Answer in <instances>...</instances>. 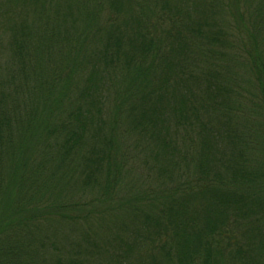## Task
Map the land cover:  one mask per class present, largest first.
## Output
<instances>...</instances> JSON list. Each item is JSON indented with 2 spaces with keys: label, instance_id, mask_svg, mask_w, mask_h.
Segmentation results:
<instances>
[{
  "label": "trees",
  "instance_id": "obj_1",
  "mask_svg": "<svg viewBox=\"0 0 264 264\" xmlns=\"http://www.w3.org/2000/svg\"><path fill=\"white\" fill-rule=\"evenodd\" d=\"M0 264H264V0H0Z\"/></svg>",
  "mask_w": 264,
  "mask_h": 264
},
{
  "label": "rangeland",
  "instance_id": "obj_2",
  "mask_svg": "<svg viewBox=\"0 0 264 264\" xmlns=\"http://www.w3.org/2000/svg\"><path fill=\"white\" fill-rule=\"evenodd\" d=\"M2 38H4V32L0 31V47L4 44Z\"/></svg>",
  "mask_w": 264,
  "mask_h": 264
}]
</instances>
